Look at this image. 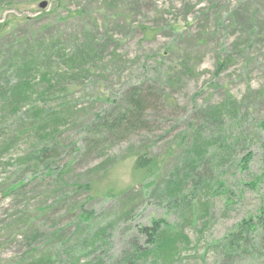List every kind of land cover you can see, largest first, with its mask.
Wrapping results in <instances>:
<instances>
[{
    "label": "rangeland",
    "instance_id": "1",
    "mask_svg": "<svg viewBox=\"0 0 264 264\" xmlns=\"http://www.w3.org/2000/svg\"><path fill=\"white\" fill-rule=\"evenodd\" d=\"M30 64L34 88L17 106L13 93ZM177 73L186 77L171 95L176 105L149 113L153 132L88 152L97 116L123 112L137 85L173 93L167 83ZM45 74L53 89L41 98ZM217 109L220 116H208ZM262 124L264 0H0V264L45 256L54 264H126L147 246L140 230L160 220L167 224L157 244L169 257L160 264H264L261 228L232 259L219 249L243 223L264 217ZM198 129L201 143L216 130L230 151L214 146L186 171ZM143 146L160 171L135 172L131 157ZM32 154L36 162L26 163ZM211 178L216 191L193 195L195 183ZM11 186L24 190L7 197ZM84 212L92 215L88 231L75 235Z\"/></svg>",
    "mask_w": 264,
    "mask_h": 264
},
{
    "label": "trees",
    "instance_id": "2",
    "mask_svg": "<svg viewBox=\"0 0 264 264\" xmlns=\"http://www.w3.org/2000/svg\"><path fill=\"white\" fill-rule=\"evenodd\" d=\"M150 30L151 29H147V30H144V32L147 34V32ZM229 61H230V57H228L226 61L224 62H219L218 70H221V69L226 70ZM182 67L184 68L185 71H188L186 65H182ZM29 68L31 69V64L23 68V71H25L26 73L21 72L22 75L19 74L21 78V84L19 85V89L14 90V93H13L14 95L13 104L17 106H19L21 102H23L21 100H24V101L28 100L25 93L32 91L34 88L32 87L31 83L26 81L29 77L27 75V73H29ZM177 76L179 78H176L175 80L169 81L167 83L168 89L173 91V93L168 91L167 94L158 95L157 93L156 94L153 93L154 89H150L142 85H137L129 89L126 95L123 97L124 98L123 103L125 106L123 112L118 111L119 113L115 114V116L112 115L110 112H106L104 115L97 116L95 123H91L88 128V131H89V134L87 135L89 138L88 152H91L93 149L94 151H96L102 147L104 149L105 146L108 144H112V143L114 144L116 142H122V141L126 142L131 137H134L135 135L146 134V133H149V131L153 132L155 125L151 120H149V113H151L152 110L158 109L159 107H161V104L163 105V103L164 104L167 103L171 106L176 105L175 104L176 101H174L171 95L174 94V91H180V86L184 84L186 75L177 73ZM41 80H42L41 83H47L49 85L41 93L40 97L43 98L46 96L48 92H50L53 89V86L51 84V80L49 79L48 75L46 74L43 75L41 77ZM154 92H156V90H154ZM159 92L162 93L161 91ZM219 113H220V109H217L216 111H213L212 113H210L208 116H211L212 118H214L215 116H220L221 114ZM261 126L264 129V124H262ZM217 128L222 129L221 124L217 125ZM214 131L212 132L211 139L209 140L210 142L205 140L206 142L201 143L200 139L202 137V134H201L202 129L200 130L198 129V134H199L197 135L198 140L196 141V139H194L196 142L193 143L190 149L185 151L188 157L185 160V164L183 167H185L186 165L187 167L186 171L188 170V168H191L192 166H196V165L199 166L203 162L204 155L207 153L209 155L211 153L209 152V150L214 146H217V149L219 148L222 152H225V154H227L230 151L228 141H231V140L224 139L223 137H221L222 135H218L214 137L213 136ZM57 134H59L58 131H56L53 135H57ZM42 139L44 138L41 135L36 139L37 142H36V145L34 146L35 149L41 146ZM147 149L148 148L146 146H143L138 155L136 156L133 155L131 157V158H135V161H134L135 172H140V171L146 172L147 171L150 174H153L156 171H160L161 163L159 162L157 158L153 156V154H151L152 152L148 151ZM215 152L216 151H212V153H215ZM47 153H48V149L43 147V149L41 150V156H43L42 159L47 157ZM217 155L219 156L220 154H217ZM32 156L33 154L29 156L27 155L26 157L27 160L25 158L26 163L36 162ZM252 157H253L252 155L245 156V158L239 162V165L241 166L240 168H242L243 171L248 169V165L251 162ZM189 158L193 159V162L191 164H190ZM33 168H39V165L37 166L36 164H34ZM212 169L213 167L211 168V170ZM47 170L49 171V173L52 172V170H49V169ZM181 171H180V174H181ZM210 180H212V178L209 179L208 182L200 180L201 183L199 182L195 183V186L199 187V189H197L199 191L196 193H193V195L198 197V195H200L201 192H205V195L208 196L209 194L213 193V191H216V189L213 188V185L212 186L210 185L209 183ZM185 181H186V177L184 178L183 175H181V180L179 179V177L176 179L174 183L178 187L177 189L176 188L173 189V194H180L181 192L180 189L183 186L182 183ZM23 182L24 181L18 184H21ZM18 184H15V185H18ZM214 184H219L218 186L222 185L221 183H217V181L214 182ZM13 186L9 188L10 190L9 194L5 196L7 197L10 195L13 196L15 193L21 194V192L24 190L23 189L24 186H23V187H19L16 190V192L11 193L12 192L11 188ZM85 186L89 187V185H85ZM148 186H151V184H149ZM26 193L27 192L25 191L24 194ZM91 217H92L91 213L89 215H86V213L84 212L79 215V217L77 218V222L75 223V226H76L75 235L79 231H81L82 233L85 230H87V223L90 222ZM165 224L167 223L164 220L153 221V223L149 227H146L140 230L141 234H145V236H147V246L145 247V249L137 248L136 251L134 250L133 253H130V257L127 260L126 264H146V262H149L150 259L152 260L154 264H160L161 262L163 263L167 261V259L169 258V257H167V259L165 258V254L167 253H164L157 244L161 227H163V225ZM167 228H170V227L167 226ZM260 228L264 231V217L262 220L259 219L257 224L253 223V221H248V222L243 223L241 226H239L238 231L230 234L229 237L224 241V243L219 247L223 257L225 255V257L227 258L226 259L224 257V259L228 261L232 259L233 257H235V255H238L239 253L246 251L247 250L246 245H248L247 236H249L251 232H254L255 230H258ZM99 232H100V235H99ZM103 232H104V229L103 230L99 229L98 232L94 234V238L98 237V235L101 237L102 236L101 234H103ZM9 234H12V232H10ZM31 237L35 238V236L32 235V232H30L29 235L25 237V240L29 241ZM88 238L89 240L91 239L90 237ZM263 250H264V243H263ZM35 252L37 251L34 250V253ZM79 261L80 260H78L77 262ZM54 262H55L54 259H51L49 256H45V257L40 258L39 260H36L34 262L31 261V263L28 262L26 264H54Z\"/></svg>",
    "mask_w": 264,
    "mask_h": 264
},
{
    "label": "water",
    "instance_id": "3",
    "mask_svg": "<svg viewBox=\"0 0 264 264\" xmlns=\"http://www.w3.org/2000/svg\"><path fill=\"white\" fill-rule=\"evenodd\" d=\"M46 6H47V2H43V3L40 5V8L45 9Z\"/></svg>",
    "mask_w": 264,
    "mask_h": 264
}]
</instances>
